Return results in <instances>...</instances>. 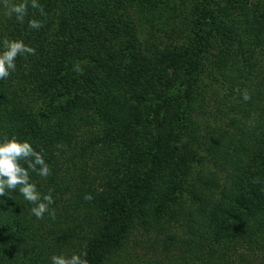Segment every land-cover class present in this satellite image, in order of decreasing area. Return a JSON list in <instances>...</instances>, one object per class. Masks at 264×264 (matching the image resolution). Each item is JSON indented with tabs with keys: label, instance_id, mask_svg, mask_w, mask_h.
I'll return each instance as SVG.
<instances>
[{
	"label": "trees",
	"instance_id": "obj_1",
	"mask_svg": "<svg viewBox=\"0 0 264 264\" xmlns=\"http://www.w3.org/2000/svg\"><path fill=\"white\" fill-rule=\"evenodd\" d=\"M38 3L19 23L0 0V50L36 49L0 80V142L43 149L51 175L30 178L56 215L0 196V264L85 250L88 264H264V0ZM156 61L177 76L149 73ZM106 88L128 108L113 126L95 104Z\"/></svg>",
	"mask_w": 264,
	"mask_h": 264
},
{
	"label": "clouds",
	"instance_id": "obj_2",
	"mask_svg": "<svg viewBox=\"0 0 264 264\" xmlns=\"http://www.w3.org/2000/svg\"><path fill=\"white\" fill-rule=\"evenodd\" d=\"M3 5L7 8V15L10 18L15 15V19L19 23L24 22L29 7L37 9L41 15H45L44 7L38 3V0H3ZM28 26L31 29H40L43 23L33 18L28 21ZM35 53L36 49L25 44L23 40L5 38L3 50H0V80L8 78L10 72L16 70L17 56L35 55ZM74 71L80 72L82 69L79 65H75ZM241 96L244 101L251 99V94L247 89L242 91ZM42 153L43 149L37 151L29 140H20L16 135H12L11 138L5 137L0 142V196L7 195L8 191L18 189L23 198L34 205L31 212L37 219H43L45 213L54 219L55 209H50V205L54 203L52 196L54 189L49 188L46 194H41L36 183L32 182L30 178V170L44 178L51 175L50 166L45 162ZM21 161L24 163L22 164ZM84 198L92 200L93 196L86 194ZM86 257L85 250L72 253L70 256L63 253L53 254L50 259L51 264H88Z\"/></svg>",
	"mask_w": 264,
	"mask_h": 264
},
{
	"label": "rangeland",
	"instance_id": "obj_3",
	"mask_svg": "<svg viewBox=\"0 0 264 264\" xmlns=\"http://www.w3.org/2000/svg\"><path fill=\"white\" fill-rule=\"evenodd\" d=\"M147 71L149 73H151L152 71L154 72H162L167 74L166 76L168 78H174L177 76V73H175L174 70H172L169 65L167 64V62H160V61H156V62H152L148 67H147ZM142 72L141 70H135L130 68L129 70V75L132 76V79L137 82L136 84H138L140 82L139 79L142 78V74L140 73ZM217 92H220V89L217 88L216 89ZM141 92V91H140ZM95 104L98 105V107L101 110V113L104 114L106 117H108V122L109 124H111L112 126L120 123L123 121L122 116L126 115L128 112V108H127V104L123 101L122 98H119L117 96L114 95V93H112L109 89H105L104 93L99 94L98 96H96L95 98ZM206 123L208 124V126L212 127L215 126L216 124H222L223 120H215V121H211V120H207ZM199 168V164H193L192 165V174H195L197 172ZM208 170H212L217 178L219 179V182H223L225 181L226 178V174L224 171L222 170H218L217 168H213V166H211V164L209 162H204L203 163V168L202 169H207ZM185 199V204L186 202H188V199ZM179 223H175L173 230L175 231H179Z\"/></svg>",
	"mask_w": 264,
	"mask_h": 264
}]
</instances>
